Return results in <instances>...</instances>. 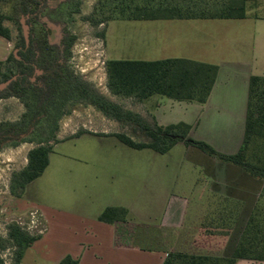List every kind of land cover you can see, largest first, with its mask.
I'll return each instance as SVG.
<instances>
[{"label": "crops", "instance_id": "1", "mask_svg": "<svg viewBox=\"0 0 264 264\" xmlns=\"http://www.w3.org/2000/svg\"><path fill=\"white\" fill-rule=\"evenodd\" d=\"M263 11L264 4L259 0L244 20L149 21L164 22L159 25L155 41L163 53H170L162 56V60L189 59L217 65L219 74L205 105L173 101L184 110L182 120L172 122L151 114L148 121L160 126L189 124L194 139L210 144L220 153L236 154L245 138L250 79L264 77ZM15 53V44L0 36V67ZM80 132L81 135L73 133L61 142L90 138L104 145L112 141L117 153L84 156L86 166L82 169L60 164L56 170L50 155L44 174L30 183L23 195L25 205L39 211L47 227L29 249L31 252L37 255L44 251L49 264H59L67 256L79 264H163L169 252L192 248V243L202 240L200 231L207 214L220 209V198H227L232 209L237 210V220L230 221L234 229L220 254L214 251L219 249V237H223L219 229L212 237L214 244H204L202 248L211 251L209 254L232 255L237 246L233 239H239L241 234L236 237L237 231L247 225L264 190L263 180L183 143L164 155L155 151L130 154L115 136L121 132L92 129ZM176 149L178 153L173 155ZM188 162L193 168L201 167L208 179L206 186L195 190V197L175 192L179 173ZM49 171L52 172L46 177ZM38 180L45 183L37 185ZM110 207L126 208L130 224L120 229L100 222L99 217ZM192 209L198 211V221L187 223L186 216ZM56 219L57 227L53 224ZM67 225L73 232L72 241L55 242V235L65 231ZM148 232L154 238L161 236L160 242L166 240L167 232L170 240L166 246L161 243L147 246L143 243L147 242ZM130 242H137L136 246ZM237 264L264 262L240 260Z\"/></svg>", "mask_w": 264, "mask_h": 264}, {"label": "trees", "instance_id": "2", "mask_svg": "<svg viewBox=\"0 0 264 264\" xmlns=\"http://www.w3.org/2000/svg\"><path fill=\"white\" fill-rule=\"evenodd\" d=\"M258 1L99 0L95 7L94 22L105 24L113 21L244 20L248 17L249 10L257 6ZM46 8L47 0H0V36L15 43L17 50V55H11L1 64L0 85L15 79L0 92V101L9 97L23 99L30 91L33 80L37 77L36 71L39 69L43 74L40 79H44L55 89L50 99L38 98L34 100L33 106L26 104L29 112L19 123L13 127L0 128V148L10 140L23 141L40 126L43 119L48 118L51 123V107L56 108L55 103L62 100L65 91L68 94L74 90L81 96L86 94L90 104L104 116L135 126L137 132L147 139L146 141H136L134 136L125 133L115 135L132 149H149L164 155L177 144L183 143L223 163L236 165L252 177L264 181L263 76H252L249 82L245 138L242 147L236 154H223L210 144L194 139L191 136L193 128L189 124L181 122L160 126L151 123L144 116L125 110L122 106L91 91L80 81L75 83L72 78H64L60 64L40 66L33 36L30 32L29 44H27L21 21L27 19V25L31 26ZM8 24H13L15 27L16 37ZM52 34L55 32L51 28L50 35ZM50 40L53 42L55 39ZM106 71L108 89L115 97L136 98L144 103L155 96H162L176 102L205 105L216 85L219 66L189 59L109 60L106 63ZM57 128L48 130L54 135ZM77 135H81V132ZM53 151L54 147L50 145V140H47L40 142L29 152L27 167L15 176L18 187L23 193L30 183L44 174L50 164V155ZM219 201L220 209H213L207 214L200 232L203 241L214 244L212 237L219 229L224 237L219 238L220 247V239H225L226 244V239L234 229V223L230 221L237 220V210L232 209L229 199L220 198ZM99 221L123 229L124 225L130 224L129 211L126 208L110 207L101 214ZM9 236L16 245L15 258L19 263L23 260L26 251L41 238V236L28 235L19 226H12ZM240 260L264 262V190L231 256L173 251L167 254L163 264H237ZM0 264H5L1 256ZM59 264H79V261L67 256Z\"/></svg>", "mask_w": 264, "mask_h": 264}, {"label": "rangeland", "instance_id": "3", "mask_svg": "<svg viewBox=\"0 0 264 264\" xmlns=\"http://www.w3.org/2000/svg\"><path fill=\"white\" fill-rule=\"evenodd\" d=\"M261 1L264 4V0ZM98 2L99 0H47V8L38 19L31 23V26L27 25V19H22L33 36L39 65L60 64L64 78H72L75 83L80 81L91 91L122 106L125 110L144 116L147 120H151V114L158 118L166 117L172 122L182 120L184 116L181 113L184 112L180 108L182 106L168 98L155 96L143 103L136 98H120L110 93L106 71V63L109 60L156 61L162 60V56L170 55V53H163V50L155 43L159 25L164 22L113 21L96 24L94 12ZM8 25L12 27L14 37H16L15 27L13 24ZM51 28L55 34L50 35ZM51 38L55 40L52 42ZM42 76V71L39 69L30 91L24 95L23 99L9 97L0 101V128L13 127L23 120V116L29 112L26 104L33 106L34 100L38 98L50 99L55 91L54 86L40 79ZM64 95L61 101L58 100V103H55L56 108L51 107V123L48 118L43 119L40 126L23 141L10 140L0 148V256L5 264H49L44 251H39L36 255L30 250L26 251L23 260L19 263L15 258L16 245L9 236L12 226L21 227L32 237L42 236L47 228L41 213L25 205L24 193L15 180V176L27 167L29 152L40 142L50 140V145L54 147L51 156L52 167L56 170L60 164L71 169L74 167L82 169L86 166L83 161L84 156L97 153H117L112 141L104 145L90 138L85 140L72 138L61 142L62 139L71 138L73 133L77 134L83 129L118 131L134 136L136 141L147 140L140 132H137L134 125L120 123L104 116L90 104L86 94L81 96L72 90L68 94L65 91ZM55 127L58 128L53 135L48 129ZM123 147L130 154L155 153L152 150L139 151L127 148V146ZM177 153L178 149L174 150L173 155ZM51 172L49 171L46 177H49ZM43 181L38 180L37 185L45 183ZM206 182L208 179L201 167L193 168L190 162L184 163L178 176L175 192L195 197V190L206 186ZM196 212L198 211L195 209L188 211L187 223L198 221ZM58 220L56 219L53 224ZM195 223L198 225L199 222ZM54 226L57 227V224ZM243 226L237 231L236 237L240 236ZM64 228L65 231L59 232L53 238L54 240L57 238L55 242L59 241L58 239L63 243L66 240L72 241L73 232L68 230V225ZM169 237L170 235L166 232V240L160 242L158 239L161 240V236L154 238L152 233L148 232L145 238L147 242L143 244L157 246L161 243L162 246H166L167 240H170ZM173 239L177 241L175 236ZM233 241L237 244L239 239H233ZM130 243L136 246L137 242ZM192 244V248L186 247L184 250L200 254L211 252L199 247L208 244L203 240ZM224 244L225 239H220L219 249L214 250L216 254L223 251ZM53 249L49 253L55 251L56 247Z\"/></svg>", "mask_w": 264, "mask_h": 264}, {"label": "water", "instance_id": "4", "mask_svg": "<svg viewBox=\"0 0 264 264\" xmlns=\"http://www.w3.org/2000/svg\"><path fill=\"white\" fill-rule=\"evenodd\" d=\"M22 25H23V31H24V36L26 39L27 44H29V28L28 26L25 24V21H22ZM11 83V81L7 82V83H3L0 85V92L3 91L4 89L7 88V86Z\"/></svg>", "mask_w": 264, "mask_h": 264}, {"label": "flooded vegetation", "instance_id": "5", "mask_svg": "<svg viewBox=\"0 0 264 264\" xmlns=\"http://www.w3.org/2000/svg\"><path fill=\"white\" fill-rule=\"evenodd\" d=\"M14 55H17V50H16V53ZM36 74H37V71H36ZM15 78H13L12 80H10L11 82L14 80ZM9 82V81H8ZM8 87V86H7ZM5 90V89H4ZM3 100V99H2Z\"/></svg>", "mask_w": 264, "mask_h": 264}]
</instances>
